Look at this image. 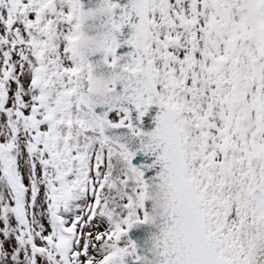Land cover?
<instances>
[{"label":"snow or ice","instance_id":"snow-or-ice-1","mask_svg":"<svg viewBox=\"0 0 264 264\" xmlns=\"http://www.w3.org/2000/svg\"><path fill=\"white\" fill-rule=\"evenodd\" d=\"M0 264H264V0H0Z\"/></svg>","mask_w":264,"mask_h":264}]
</instances>
